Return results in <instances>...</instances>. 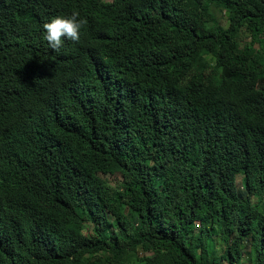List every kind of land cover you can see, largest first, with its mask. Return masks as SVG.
Returning a JSON list of instances; mask_svg holds the SVG:
<instances>
[{
  "label": "trees",
  "instance_id": "1",
  "mask_svg": "<svg viewBox=\"0 0 264 264\" xmlns=\"http://www.w3.org/2000/svg\"><path fill=\"white\" fill-rule=\"evenodd\" d=\"M70 1L0 0V264H264V139L258 153L252 144L230 165L205 171L186 129L210 108L211 88L263 99L264 86L243 83L253 72L264 79V0H206L211 12L196 0H162L151 20L129 24L150 29L135 49L185 69L201 104L199 120L172 140L186 179L152 165L155 146L139 139L154 140L152 124L97 85L100 73L81 53L88 32L49 48L42 25ZM129 3L73 0L112 25ZM255 111L264 133V104Z\"/></svg>",
  "mask_w": 264,
  "mask_h": 264
},
{
  "label": "clouds",
  "instance_id": "2",
  "mask_svg": "<svg viewBox=\"0 0 264 264\" xmlns=\"http://www.w3.org/2000/svg\"><path fill=\"white\" fill-rule=\"evenodd\" d=\"M17 1L20 6L24 4V0ZM112 1L103 0L105 3ZM196 1L211 12L212 6L206 0ZM161 3L162 0H130L127 8L118 7L117 21L112 25L109 15H98L86 5L74 6L71 0L65 13L49 17L51 21L42 25L43 38L52 51H59L69 45V41L70 44L80 42L82 32H88L90 36L83 41L81 53L88 56L100 73L97 85L105 86V96L111 101L115 100V105L124 104L128 113L137 111L142 124H152L153 141L143 134L139 136L146 149L155 146L156 160L151 162L152 165L171 167L186 179L189 175L182 162L181 148L172 140L178 135L182 124L199 118L201 104L187 89L188 74L185 69L177 67L165 56L152 63L144 50L135 49L136 43L141 44L136 38L147 34L150 29L135 30L129 25L133 21L151 20ZM217 14L218 11L214 18L224 29L228 24L226 15L222 18ZM220 20H224L225 24L222 25ZM163 47L181 49L184 56L193 54V49L183 46ZM253 74L258 80L256 85L248 84L245 80ZM250 75L244 77L243 84L259 91L264 86V79L261 83L258 74L253 72ZM157 87L161 89L156 90ZM211 93L213 99L210 108L203 106L205 114L200 121L186 127L188 136L201 146L200 160L205 171L230 165L252 144L257 145L258 153V145L264 139L255 111L256 105L264 104V97L260 101H252L243 88L240 93L229 91L226 96L216 94L212 88ZM262 160L259 161L262 163ZM235 175V179L237 176L244 178L242 168H236Z\"/></svg>",
  "mask_w": 264,
  "mask_h": 264
},
{
  "label": "rangeland",
  "instance_id": "3",
  "mask_svg": "<svg viewBox=\"0 0 264 264\" xmlns=\"http://www.w3.org/2000/svg\"><path fill=\"white\" fill-rule=\"evenodd\" d=\"M217 16L218 17H224L225 16V14L222 12V13H220V12H218V14H217ZM220 22H221V24L222 25H224L225 23H224V20H220ZM247 41H249V40H247ZM245 80H246V82L248 83V84H251V85H256V83H257V77H256V75H250V76H247L246 78H245ZM240 179H241V177L240 176H237V179H236V181L239 183L240 182ZM216 245V241L214 240V239H212V240H209V242H208V246H209V248H211V247H214ZM212 249V248H211ZM210 249V250H211ZM208 250V249H207ZM209 250V251H210ZM245 258V257H244ZM244 264H248L246 261H244Z\"/></svg>",
  "mask_w": 264,
  "mask_h": 264
}]
</instances>
